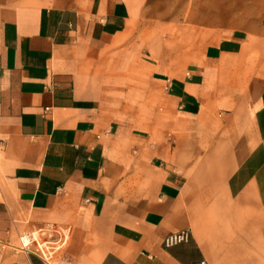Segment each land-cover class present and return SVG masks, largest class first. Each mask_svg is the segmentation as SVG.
Wrapping results in <instances>:
<instances>
[{"label": "crops", "instance_id": "0c3cea01", "mask_svg": "<svg viewBox=\"0 0 264 264\" xmlns=\"http://www.w3.org/2000/svg\"><path fill=\"white\" fill-rule=\"evenodd\" d=\"M0 264H264V0H0Z\"/></svg>", "mask_w": 264, "mask_h": 264}, {"label": "built area", "instance_id": "2783aa9c", "mask_svg": "<svg viewBox=\"0 0 264 264\" xmlns=\"http://www.w3.org/2000/svg\"><path fill=\"white\" fill-rule=\"evenodd\" d=\"M189 238V231L188 230H180L176 232H171L165 235L162 239V244L164 247H170L175 244L185 242Z\"/></svg>", "mask_w": 264, "mask_h": 264}]
</instances>
